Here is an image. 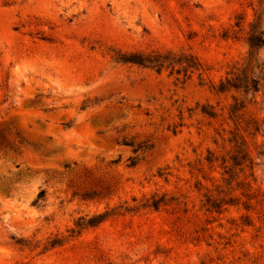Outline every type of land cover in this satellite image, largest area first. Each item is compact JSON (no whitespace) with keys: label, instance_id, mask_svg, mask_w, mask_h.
I'll use <instances>...</instances> for the list:
<instances>
[{"label":"rangeland","instance_id":"obj_1","mask_svg":"<svg viewBox=\"0 0 264 264\" xmlns=\"http://www.w3.org/2000/svg\"><path fill=\"white\" fill-rule=\"evenodd\" d=\"M257 3L0 0V138L24 142L20 153H0V264H264V207L204 206L222 185L205 158L230 149L226 113L236 94L111 58L182 51L216 84L246 56L244 35L234 40L231 30L241 17L248 30ZM260 94L247 107L263 117ZM123 141L150 148L133 154ZM262 141L248 140L253 177L245 171L258 195ZM152 197L165 206L144 207Z\"/></svg>","mask_w":264,"mask_h":264},{"label":"trees","instance_id":"obj_2","mask_svg":"<svg viewBox=\"0 0 264 264\" xmlns=\"http://www.w3.org/2000/svg\"><path fill=\"white\" fill-rule=\"evenodd\" d=\"M264 17V0H258L256 7L253 9V21L248 25V30L243 29L244 18H238V22L231 30V36L234 40H239L238 35H244V43L248 47V52L240 63H235L216 84L208 78L209 69L205 67L194 55L186 52H176L173 50H150V51H133L121 52L115 51L112 60L118 64H130L144 69L154 71L157 74L167 73L168 77H174L176 82L184 84L193 76L196 77L199 85L205 86L208 83V89L215 95H224L233 92L236 96H231L232 103L227 109V120L232 125V130L228 133L226 143L230 147L229 151L220 158L207 153L205 158L206 164L213 168H219L221 171L220 181L222 185L215 186L216 195L205 193L206 212H218L223 206H238L242 202L243 209H251V203L255 201L260 207H264V195L254 194L251 189L248 177H253L254 158L249 150L248 140L254 141L259 136L263 139L262 143L257 146L259 157H264V116H254L249 113L248 105L257 104V96L261 93V102L264 104V60L258 57V51L264 49V28L262 19ZM232 28V29H233ZM226 31L225 34H227ZM207 81V82H206ZM250 99L248 104L245 102L246 97ZM202 114L215 118L212 112L202 111ZM16 146L9 144L5 139L0 138V153L8 150L20 153L24 142L17 138ZM123 146L133 148V154L139 151L147 150L148 147L137 145L131 142L123 141ZM33 148H41V146ZM138 156L129 158V167L138 164ZM68 166H64L68 170ZM248 170V177L245 171ZM235 186L232 187V184ZM224 185V186H223ZM220 189V190H219ZM219 190V191H218ZM239 193V197L235 193ZM94 193L83 195V199L95 197ZM44 197V192L40 191L37 195V201ZM228 197V198H227ZM227 198V199H226ZM259 198V199H258ZM258 199V200H257ZM257 200V201H256ZM163 199L152 197L144 207L152 208L155 211L163 204ZM107 214H100L87 221L80 219L76 227L82 229L89 226L94 227L106 220ZM82 222V223H81Z\"/></svg>","mask_w":264,"mask_h":264}]
</instances>
